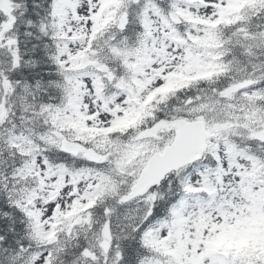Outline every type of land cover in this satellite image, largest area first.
<instances>
[{"label": "snow or ice", "instance_id": "obj_1", "mask_svg": "<svg viewBox=\"0 0 264 264\" xmlns=\"http://www.w3.org/2000/svg\"><path fill=\"white\" fill-rule=\"evenodd\" d=\"M0 264H264V0H0Z\"/></svg>", "mask_w": 264, "mask_h": 264}]
</instances>
